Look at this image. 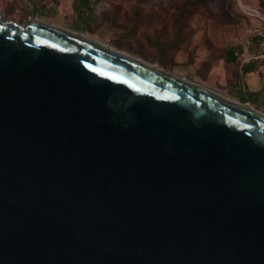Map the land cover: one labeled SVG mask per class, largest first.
I'll list each match as a JSON object with an SVG mask.
<instances>
[{"label":"water","instance_id":"obj_1","mask_svg":"<svg viewBox=\"0 0 264 264\" xmlns=\"http://www.w3.org/2000/svg\"><path fill=\"white\" fill-rule=\"evenodd\" d=\"M33 20L0 12V264H264V116Z\"/></svg>","mask_w":264,"mask_h":264},{"label":"rangeland","instance_id":"obj_2","mask_svg":"<svg viewBox=\"0 0 264 264\" xmlns=\"http://www.w3.org/2000/svg\"><path fill=\"white\" fill-rule=\"evenodd\" d=\"M107 1L101 23L85 33L90 39L112 44L223 95L229 91L227 49L246 44L255 35L264 38V11L258 0ZM184 8L188 13L182 16ZM8 10V2L0 0L5 19L25 23ZM240 79L243 85H230V94L244 89V78Z\"/></svg>","mask_w":264,"mask_h":264},{"label":"crops","instance_id":"obj_3","mask_svg":"<svg viewBox=\"0 0 264 264\" xmlns=\"http://www.w3.org/2000/svg\"><path fill=\"white\" fill-rule=\"evenodd\" d=\"M9 4L10 16L20 17L24 22L33 18L54 24L74 32L90 33L95 25L101 23L102 15L109 7L107 0H6ZM225 67H229V84L242 86L236 94L228 97L241 103H249L252 107L263 112L264 108V40L250 41L249 44L229 47L224 59ZM241 75V76H240ZM247 79V81H246ZM229 87V88H228ZM249 88V89H248ZM223 94V93H222ZM244 100H241V98Z\"/></svg>","mask_w":264,"mask_h":264},{"label":"bare ground","instance_id":"obj_4","mask_svg":"<svg viewBox=\"0 0 264 264\" xmlns=\"http://www.w3.org/2000/svg\"><path fill=\"white\" fill-rule=\"evenodd\" d=\"M239 2H240V1H239ZM240 4H241V3H240ZM240 6H241V5H240ZM251 9H252V8H251ZM249 11H250V10H249ZM258 11H259V10H258ZM259 13H260V12H259ZM32 20H33V19H32ZM33 21H39V22H42V23H45V24H48V25H51V26H54V27H57V28H60V29L66 30V31H68V32L74 33V34H76V35L82 36V37H84V38H86V39H89V40H91V41H93V42H95V43H97V44H99V45H102V46H104V47H106V48H108V49H110V50H112V51H114V52H117V53H119V54H121V55H123V56H125V57H128V58H130V59H132V60H134V61H136V62H139V63H141V64H143V65L148 66V67H151V68H154V69L160 70V71H162V72L168 73V74H170V75H172V76H174V77H179V78H181V80H183V81H185V82H191V84H192L193 86H195V87H198V88H200V89H202V90H206V91L208 90V91H211V92H213L214 94H216L218 97H220V98H222V99H224V100H227V101H230V102H232V103L238 104V105H240V106H242V107H244V108H246V109H248V110H250V111H252V112H255V113L259 114V115L264 116V113H263V112L258 111L257 109H255L254 107H252L249 103H241V102H239V101H237V100H234V99H232V98H230V97H228V96H225V95H223V94L217 93V92H215V91H213V90H211V89L205 87V86L202 85V84H199V83H196V82L190 81V80H188V79H186V78L180 77V76L176 75V74L173 73V72H169V71H167V70L161 68V67H160L159 65H157V64L147 62V61L142 60V59H140V58H138V57H135V56H133V55H131V54L125 52V51L119 50V49H117L116 47H114L112 44H108V43H102V42L94 41V40L90 39L89 36H87L85 33H82V32H74V31H71V30H67V29H65V28L58 27V26H56V25H54V24H51V23L43 22V21H40V20L35 19V18H34Z\"/></svg>","mask_w":264,"mask_h":264},{"label":"trees","instance_id":"obj_5","mask_svg":"<svg viewBox=\"0 0 264 264\" xmlns=\"http://www.w3.org/2000/svg\"><path fill=\"white\" fill-rule=\"evenodd\" d=\"M258 2H259V4H260L262 10L264 11V0H258ZM186 13H188L187 8H184V9H183V12H182V16H185ZM181 18H182V17H181ZM179 32H180V31H177V34H179ZM252 40H253V41H256V42H261V41L264 40V38H263L262 36L255 35V36L252 38ZM175 43H176V45H177L178 42L176 41ZM114 47H115V46H114ZM117 49H119V48H117ZM119 50H121V49H119ZM122 51H123V50H122ZM226 52H227V51H226ZM217 93H218V92H217ZM241 102H243V101H241Z\"/></svg>","mask_w":264,"mask_h":264},{"label":"built area","instance_id":"obj_6","mask_svg":"<svg viewBox=\"0 0 264 264\" xmlns=\"http://www.w3.org/2000/svg\"><path fill=\"white\" fill-rule=\"evenodd\" d=\"M249 44V42H247Z\"/></svg>","mask_w":264,"mask_h":264}]
</instances>
